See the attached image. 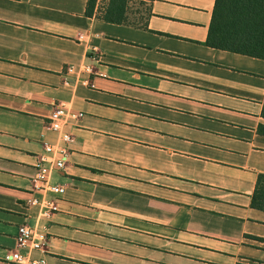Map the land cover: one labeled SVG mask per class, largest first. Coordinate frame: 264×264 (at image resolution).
<instances>
[{
  "label": "crops",
  "instance_id": "crops-1",
  "mask_svg": "<svg viewBox=\"0 0 264 264\" xmlns=\"http://www.w3.org/2000/svg\"><path fill=\"white\" fill-rule=\"evenodd\" d=\"M215 1L115 23L88 0H0V264L24 223L47 232L42 264H264V58L207 44ZM60 104L78 116L63 192L35 191Z\"/></svg>",
  "mask_w": 264,
  "mask_h": 264
},
{
  "label": "trees",
  "instance_id": "trees-1",
  "mask_svg": "<svg viewBox=\"0 0 264 264\" xmlns=\"http://www.w3.org/2000/svg\"><path fill=\"white\" fill-rule=\"evenodd\" d=\"M97 2L88 0L86 13L89 16L97 9V15L106 21L129 22L130 0H104L98 6ZM207 44L264 58V0H216ZM259 131L264 134V126H260ZM252 205L264 210V174L258 177Z\"/></svg>",
  "mask_w": 264,
  "mask_h": 264
},
{
  "label": "built area",
  "instance_id": "built-area-1",
  "mask_svg": "<svg viewBox=\"0 0 264 264\" xmlns=\"http://www.w3.org/2000/svg\"><path fill=\"white\" fill-rule=\"evenodd\" d=\"M76 113L70 112L64 104L56 106L49 116V128L57 134L55 143L46 144L44 153L39 156L34 175V190L50 191L55 194L63 192L60 184L51 183L50 179L54 170L64 168L69 154L72 136L66 127L77 118ZM30 209H37L40 217H50L57 209L52 199L33 195L28 200ZM37 213V214H38ZM48 235L44 228L24 223L19 226L16 236V247L10 251L4 264H42L36 251H44Z\"/></svg>",
  "mask_w": 264,
  "mask_h": 264
},
{
  "label": "rangeland",
  "instance_id": "rangeland-1",
  "mask_svg": "<svg viewBox=\"0 0 264 264\" xmlns=\"http://www.w3.org/2000/svg\"><path fill=\"white\" fill-rule=\"evenodd\" d=\"M101 2H104V0H100ZM148 12V6L147 3H145L142 0H130L129 2V20L134 23H140L143 21L144 16L147 15Z\"/></svg>",
  "mask_w": 264,
  "mask_h": 264
}]
</instances>
